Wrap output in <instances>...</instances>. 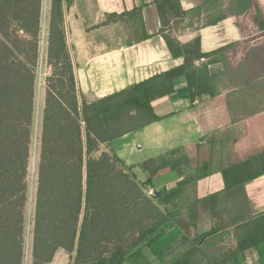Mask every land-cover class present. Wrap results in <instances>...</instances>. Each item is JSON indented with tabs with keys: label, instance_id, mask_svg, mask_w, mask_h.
I'll list each match as a JSON object with an SVG mask.
<instances>
[{
	"label": "trees",
	"instance_id": "16d2710c",
	"mask_svg": "<svg viewBox=\"0 0 264 264\" xmlns=\"http://www.w3.org/2000/svg\"><path fill=\"white\" fill-rule=\"evenodd\" d=\"M73 1L51 0L48 15L51 74L42 115L32 264H48L59 249L71 254L72 264H152L154 256L163 263L154 244L177 224L179 213L165 204L178 198L187 181L180 180L173 192L156 189L151 196L146 188L152 178L166 167L181 171L184 164L198 175L220 168L227 189L239 184L244 193L242 184L264 172L255 162L260 155L227 166L213 162L215 153L229 154L225 136L215 133L206 138L207 146L196 145L193 155L176 149L145 160L141 166L148 179L143 182L113 149L102 150V144L110 147L115 138L158 120L153 102L174 92L180 76H186L191 90L199 87L201 78L190 67L207 53L199 40L184 46L165 35L172 54L186 56L183 66L89 100L78 85L65 27V7ZM157 6L165 25L170 14H185L179 0H159ZM42 13L43 0H0V264H23L25 255ZM206 200L222 218L217 195ZM231 222H242L239 249L264 241V214ZM197 252L192 243L177 264H199Z\"/></svg>",
	"mask_w": 264,
	"mask_h": 264
},
{
	"label": "crops",
	"instance_id": "0c3cea01",
	"mask_svg": "<svg viewBox=\"0 0 264 264\" xmlns=\"http://www.w3.org/2000/svg\"><path fill=\"white\" fill-rule=\"evenodd\" d=\"M157 1L74 0L65 7L68 30L71 19L79 22V27L91 28L105 22L111 13L139 16V39L116 44L81 43L77 53L72 54L79 88L89 100L183 66L186 56H174L165 35L184 46L199 40L201 51L207 53L190 67L201 78L199 87L191 90L186 76H180L174 92L153 102L158 120L115 138L110 147L102 144V150L113 149L144 182L148 179L141 166L145 160L176 149L193 155L196 145L207 146L206 138L219 133L226 138L229 154L215 153L213 162L227 166L260 155L255 162L257 170H262L264 0H246L242 12L235 8V0H179L185 14L168 19L167 25ZM180 180L187 183L178 198L165 204L179 212L177 224L154 244L156 248L163 240L165 244L178 243V252L166 255L173 259L168 264H177L192 243L198 247L194 259L199 264H264V241L239 249L238 226L242 222H231L240 215L248 219L264 214V172L242 184L244 193L239 184L227 189L220 168L198 175L185 164L181 171L161 169L151 185L170 193L179 189ZM211 195L218 197L222 218L215 216L211 204L205 201ZM194 216L197 219L193 226ZM57 254L48 264H53Z\"/></svg>",
	"mask_w": 264,
	"mask_h": 264
},
{
	"label": "rangeland",
	"instance_id": "374dc122",
	"mask_svg": "<svg viewBox=\"0 0 264 264\" xmlns=\"http://www.w3.org/2000/svg\"><path fill=\"white\" fill-rule=\"evenodd\" d=\"M246 0H235L234 6L236 9L245 6ZM51 0H43V13H42V36H41V55L38 67V77L36 84V98H35V117L33 124V141L31 148V158L29 164V179H28V202H27V235L25 243V255L23 259V264H32V230L33 221L35 213V198L37 189V169L38 161L40 155V136H41V125H42V115L44 107V97L46 90V79L51 74V68L46 63V49L47 41L46 37L48 34V15L50 10ZM173 16L170 14L167 16L171 20ZM178 20L175 21L177 25ZM71 29H67L68 44L73 54L75 50L79 49L81 43L85 44H116V43H126L137 40L142 36L140 29L139 16L134 14L125 15H108L105 22L99 23L91 28L85 26L79 27V22H74L71 19ZM77 53V52H75ZM177 236V235H176ZM168 238V237H167ZM176 242V241H175ZM171 243V242H169ZM169 243L159 242L155 248L156 253L162 254L163 263L158 262L156 256L151 260L152 264H168L173 259L166 258V255L170 252H178V243L170 245ZM56 260L53 264H72V256L69 252L64 249H59ZM164 257V258H163Z\"/></svg>",
	"mask_w": 264,
	"mask_h": 264
},
{
	"label": "built area",
	"instance_id": "2783aa9c",
	"mask_svg": "<svg viewBox=\"0 0 264 264\" xmlns=\"http://www.w3.org/2000/svg\"><path fill=\"white\" fill-rule=\"evenodd\" d=\"M146 192H147L149 195L154 196L156 191H155V189H154L152 186H148V187L146 188Z\"/></svg>",
	"mask_w": 264,
	"mask_h": 264
}]
</instances>
